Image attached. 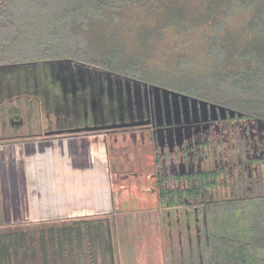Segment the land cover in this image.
I'll return each instance as SVG.
<instances>
[{
    "label": "trees",
    "instance_id": "obj_1",
    "mask_svg": "<svg viewBox=\"0 0 264 264\" xmlns=\"http://www.w3.org/2000/svg\"><path fill=\"white\" fill-rule=\"evenodd\" d=\"M40 1L0 0L1 30L8 31L13 37L23 32L20 39L23 44L39 51L44 50L40 58L3 61L0 67L72 58L71 62H79L81 67L100 72L105 69L109 75L145 82L138 77H123L108 66L117 57L131 56L134 60L130 61L132 66L140 62L142 69H146L152 60L156 42L166 32L170 30L179 36L189 37L200 31L198 52L202 55L204 66L197 69L192 62L179 63L180 69H194V75L198 77L192 88L183 92L212 102L227 98L235 104L232 105L241 115L238 118L261 122L264 126V0H45L44 6ZM50 2L52 6L48 8ZM43 7L44 10L59 11L54 19L60 27L63 44L68 43L83 53L89 52L85 54L87 57H81L82 52L74 54L65 51L60 54L53 51L55 47L49 46L50 39L44 41L41 35L43 21L38 25V21L32 17L36 13L33 11ZM30 8L31 13L28 12ZM237 13L246 14L247 19L238 32L230 31L229 20ZM129 30L136 41L134 50L130 49L132 47L128 46L126 40L125 33ZM4 52L2 50L0 54ZM66 55L69 58L64 57ZM203 69H209V72L204 73ZM223 85L226 87L221 89ZM85 131L61 134L74 136ZM200 178L204 187H201ZM163 182L161 178L160 184ZM216 186L217 174L209 171L196 175L194 185L190 182L186 192H167L160 186L158 199L161 205L169 208L186 207L194 223L200 217L201 226L196 225L195 229L199 238L195 237L196 241L186 260L190 264H264V185L258 191L255 188L252 195L220 200L207 197L203 203L187 204L188 200H199L203 190H212ZM105 221H75L68 226L51 228L48 232L79 234V242L88 241L89 246L86 247L92 250L93 256L94 242H102L103 239L107 241L104 247L109 255L107 264H113L110 224ZM90 224L105 226L106 231L104 228V233L92 232ZM2 230L0 264H6V249L12 242H17L8 233L32 230Z\"/></svg>",
    "mask_w": 264,
    "mask_h": 264
},
{
    "label": "rangeland",
    "instance_id": "obj_2",
    "mask_svg": "<svg viewBox=\"0 0 264 264\" xmlns=\"http://www.w3.org/2000/svg\"><path fill=\"white\" fill-rule=\"evenodd\" d=\"M40 2L42 3L41 5L44 6L47 1L41 0ZM51 6L52 3L50 2L48 8ZM43 10L44 7L33 11L36 13L32 17L38 21V25L43 21L41 35L44 38V41L50 39V41H48L49 46L55 47L53 48V51H57L60 54L65 53V51H71L74 54L81 53L82 51L79 48H73L68 43L63 44L60 40V27L58 22L54 19V16L57 15L59 11L55 12L51 9ZM28 12L31 13L32 9ZM38 17H40V20H38ZM246 19V14L237 13L231 20H229L228 29L230 31L238 32ZM6 25L7 24H5V26ZM199 33L200 31H197L194 35L190 34L189 37H184L179 36V34H175L170 30L166 32L161 40L156 42L155 49L152 52V60L146 69H142L139 61V63H134L132 66L130 61L134 60L131 56L117 57L114 63L111 62L108 67L110 70L120 73L123 77L125 75L129 77H138L145 81L141 82L143 84L157 86L162 89L192 97L183 92V90L188 91L189 89L187 88H192L195 81L198 80V77H195L194 69H180L179 63L182 61V64L192 62L193 67L197 69H201L204 66L202 55L198 52L200 49L198 44ZM22 34L23 32L13 37L8 31L1 30L0 26V52L2 50L5 51L0 54V56L4 55L3 58L0 57V62L24 60V57L25 59H32L36 56L40 58L42 56L44 50L39 51L37 49H32L31 46L28 47V44L22 43L23 40H20L23 37ZM125 36L128 46L132 47L130 48L131 50H134L137 46L133 33L129 30L125 33ZM85 54H89V52H82V55L80 56L87 57ZM71 55L72 54H70V57H72ZM64 57L69 58L68 55ZM71 60L72 58H69L68 60L59 59L49 63H38V61H36L32 63H21L13 66L0 67V138L22 134H34L39 131L45 132V130L49 132L51 129H55L56 132H58L61 130H79L82 127L93 128L106 126L107 124L110 125V123L112 124L113 118L107 114L106 110H104L105 107H110V104L112 103L106 91L101 93L98 87L94 89L90 84L87 85V88L84 91L80 84L81 87H78L80 88L79 92L77 91L75 95L72 90L73 88L68 83L69 81L71 83V79L68 76L69 70L65 68L72 66L78 71V68L81 66L79 65V62L77 63L73 61V63ZM61 66L63 68H61ZM81 68H85L87 71L90 69L93 72H100L88 67ZM204 69V73L209 72V69ZM101 73L107 74L105 69H103ZM106 81H108V79L102 81L103 85L106 84ZM225 87L226 85H223L221 86V89H224ZM224 94L227 95L225 91ZM203 101L237 112L236 107L233 106L235 104L227 98L225 100L222 99L221 101L214 100L215 102L207 100ZM112 105L113 107H110L111 109L115 108L114 110H120L117 100L115 104ZM235 118L236 121L240 120L238 117ZM228 120L231 121L232 119L229 118ZM246 121L251 120H245V122ZM18 122H21L22 124H18ZM239 124L243 125L242 122ZM229 125H224L226 126L225 134L224 132H221V135L224 134L226 139L237 141L236 148L231 150V152L234 151L232 153L236 154L241 151L243 143L242 140L239 139V135H237L239 134L238 131L236 133ZM232 125L235 124L232 123ZM257 125L264 127L261 122H258ZM108 137L111 142L110 147L112 148L110 157L112 159L111 165L113 169H118L120 173L125 175L129 172L137 173L148 171V159L146 160L145 156L149 155V157H152V150L151 141L146 132H115L109 133ZM212 158L213 156L209 153L205 165L202 167L203 170L210 171L214 168ZM192 167H190L191 169L188 170V172H194L195 169L198 168V166ZM151 172H153V168L151 169ZM259 177L264 181V168L262 169V167L259 168ZM131 183L132 182H129L128 184ZM139 183L144 184V181ZM152 186L153 188L155 187L154 185ZM229 190V186L224 183L223 185H218L216 189L211 190L208 194L212 197V200L228 199ZM114 199L117 210L120 208L121 210L131 211L129 216L132 218H123V224H113V221H111L110 225L111 234H117L114 236V239H112V248L114 249V252L116 250L115 243L125 244L126 242H129L135 245V252L133 254L131 251H127V254H125V251L122 249L123 259H125V261L127 259V264L131 261L136 262V264H147L148 262L154 264L156 259L154 257L151 258L150 256L152 255L150 254L158 248L157 243L149 238L141 239L136 237L137 232L147 233L149 231L155 232L156 230H161L163 232L172 231L174 234V250L177 251V234L181 235L184 249H186V235L190 234L192 236L196 234V225L197 227L201 226L200 217H197V222L194 223L190 210L186 207H176L173 208L168 218L165 217V212L162 214L163 217L159 229H155V227H150L148 224L140 223V217L146 215L141 212V209L155 205V199L152 196L129 189L124 192H116ZM187 204H189V202ZM147 215L149 217L154 214L148 212ZM130 220H132L131 223H129ZM125 221L127 224H124ZM167 222H170V224H167ZM95 225L90 224L92 232L95 230L104 233V228L106 231L105 226L102 227V225H99L98 227H95ZM56 226L61 227L64 226V224L35 227L32 231L48 232L51 228L54 229ZM19 229L22 230L21 228ZM13 230L14 229L9 231ZM2 231L4 230L0 228V232ZM28 231H30V229ZM129 232L135 234L134 238L124 241L121 239V236H119L120 233L128 234ZM194 236L192 238L193 244L196 241ZM106 243L107 241L102 239V242H100L101 248L106 247ZM95 248L96 247H94V249ZM96 252L97 250L95 249V253ZM105 264H107V262Z\"/></svg>",
    "mask_w": 264,
    "mask_h": 264
},
{
    "label": "crops",
    "instance_id": "obj_3",
    "mask_svg": "<svg viewBox=\"0 0 264 264\" xmlns=\"http://www.w3.org/2000/svg\"><path fill=\"white\" fill-rule=\"evenodd\" d=\"M89 129L82 127L58 132L51 129L49 132L0 138V228L33 230L49 225L68 226L75 221L91 219L107 220L110 225L111 221L123 224V218L130 217L131 211L117 210L114 195L118 191L133 189L155 199V205L141 209L146 215L140 217V223L159 229L162 214L165 212L168 218L173 208L161 205L152 186L153 155L145 156L148 159L147 172L120 173L111 165L112 148L108 134ZM72 131L85 132L74 136L61 134ZM142 181L144 184L139 183ZM148 212L154 215L148 217ZM116 235L110 233L111 245ZM134 235L133 232L119 234L124 241ZM194 235H186L184 249L182 237L177 234L178 249L175 251L172 231L136 233V237L149 238L157 243L158 248L150 254L152 256L149 255L156 258L154 264H190L186 259L194 245L192 238L199 234ZM8 236L17 242H12L6 249V264H105L109 260L98 240L94 242L97 252L94 251L93 256L92 250L87 249L88 241L79 242L81 236L74 232H12ZM115 245L113 264H127L122 252L131 251L133 254L135 245L129 242ZM1 256L0 251V263Z\"/></svg>",
    "mask_w": 264,
    "mask_h": 264
},
{
    "label": "flooded vegetation",
    "instance_id": "obj_4",
    "mask_svg": "<svg viewBox=\"0 0 264 264\" xmlns=\"http://www.w3.org/2000/svg\"><path fill=\"white\" fill-rule=\"evenodd\" d=\"M65 69L69 70L68 76L71 83L70 81L68 83L75 95L77 91L79 92L80 84L84 91L90 84L94 89L98 87L101 93L104 91L108 93L112 102L111 108L112 104L118 101L120 111L117 113V110H114L113 122L110 125L134 124L132 127L103 130V133L146 132L149 135L153 155L152 180L157 195L160 192V186L167 192L170 190L176 193L178 190L186 192L190 182L194 185L196 175L208 172L202 167L209 153L213 156L214 164V168L209 172L217 174L216 188L224 183L228 185L229 198L243 197L245 194L252 195L255 188L258 191L259 187L264 185V181L259 177V168H264V127H260L253 121L245 122L243 119L236 121V118L231 121L227 118L202 122L201 113L198 112L193 116L192 111L184 118L181 108L180 118L176 123L171 99L165 104L162 96H156L149 85L93 72L90 69L87 71L81 67L78 71L72 66ZM104 79H108L105 85L102 82ZM110 107L107 109H111ZM240 122L243 125H240ZM224 125H229L236 133L238 131L237 135L242 140L241 151L236 154L231 150L236 148L237 141L224 137L226 128ZM221 132L224 134L221 135ZM192 166H198V168L190 173L188 170ZM161 178L164 179L162 184H160ZM199 181L202 183L203 180ZM201 187H204L203 183ZM210 191L203 190L199 200H188V202L203 203L207 197L212 198L208 194Z\"/></svg>",
    "mask_w": 264,
    "mask_h": 264
},
{
    "label": "water",
    "instance_id": "obj_5",
    "mask_svg": "<svg viewBox=\"0 0 264 264\" xmlns=\"http://www.w3.org/2000/svg\"><path fill=\"white\" fill-rule=\"evenodd\" d=\"M152 91L156 96H162L164 103L166 104L169 99H171L172 103V110L174 114L175 122L178 123L180 118V108L182 110L184 118L187 116V114L192 111L193 116L196 115L198 112L201 113V120L202 122H207L208 120L211 121H217V120H225L227 118L234 119L235 117H240L241 115L233 110L227 109L222 106H218L215 104L208 103L203 100H199L196 98L189 97L184 94H180L177 92H173L167 89H162L157 86H151ZM107 111V114L109 116H113L114 109H105ZM120 110H117V113H119ZM161 118V117H160ZM166 118L168 119V114L166 115ZM18 124H22L21 122H18ZM132 127L134 124H114V125H106L101 127H93L89 130L92 131H103V130H112V129H119L124 127ZM88 130V129H87Z\"/></svg>",
    "mask_w": 264,
    "mask_h": 264
}]
</instances>
